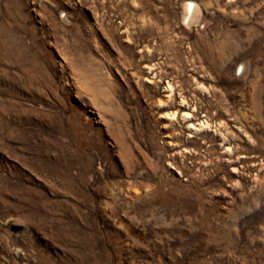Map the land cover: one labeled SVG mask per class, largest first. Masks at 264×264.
I'll use <instances>...</instances> for the list:
<instances>
[{
	"label": "rangeland",
	"instance_id": "1",
	"mask_svg": "<svg viewBox=\"0 0 264 264\" xmlns=\"http://www.w3.org/2000/svg\"><path fill=\"white\" fill-rule=\"evenodd\" d=\"M0 264H264V0H0Z\"/></svg>",
	"mask_w": 264,
	"mask_h": 264
},
{
	"label": "bare ground",
	"instance_id": "2",
	"mask_svg": "<svg viewBox=\"0 0 264 264\" xmlns=\"http://www.w3.org/2000/svg\"><path fill=\"white\" fill-rule=\"evenodd\" d=\"M194 3L193 2H191L190 4H189V6H188V10H187V14H191V13H193V9H194Z\"/></svg>",
	"mask_w": 264,
	"mask_h": 264
}]
</instances>
